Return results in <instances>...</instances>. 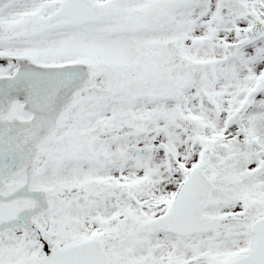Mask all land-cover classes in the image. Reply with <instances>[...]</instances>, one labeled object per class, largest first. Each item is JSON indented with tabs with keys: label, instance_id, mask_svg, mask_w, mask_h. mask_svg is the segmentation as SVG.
<instances>
[{
	"label": "snow or ice",
	"instance_id": "obj_1",
	"mask_svg": "<svg viewBox=\"0 0 264 264\" xmlns=\"http://www.w3.org/2000/svg\"><path fill=\"white\" fill-rule=\"evenodd\" d=\"M0 264H264V0H0Z\"/></svg>",
	"mask_w": 264,
	"mask_h": 264
}]
</instances>
